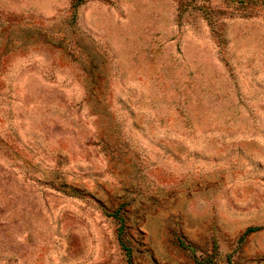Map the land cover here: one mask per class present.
<instances>
[{"label": "rangeland", "instance_id": "obj_1", "mask_svg": "<svg viewBox=\"0 0 264 264\" xmlns=\"http://www.w3.org/2000/svg\"><path fill=\"white\" fill-rule=\"evenodd\" d=\"M243 1L0 0V264H264Z\"/></svg>", "mask_w": 264, "mask_h": 264}, {"label": "trees", "instance_id": "obj_2", "mask_svg": "<svg viewBox=\"0 0 264 264\" xmlns=\"http://www.w3.org/2000/svg\"><path fill=\"white\" fill-rule=\"evenodd\" d=\"M238 1H239L240 3L244 2L243 0H238ZM113 216L118 218V214H117V212L113 213ZM257 229H258V227H248V228H246L244 234H245V233H249V232H253V231L257 230ZM120 243H121L122 247L126 250V253L129 254V250H128V248L125 247V245L122 243L121 239H120ZM180 243H181L182 245H184L185 247H188V245L185 244L184 241L180 240Z\"/></svg>", "mask_w": 264, "mask_h": 264}]
</instances>
